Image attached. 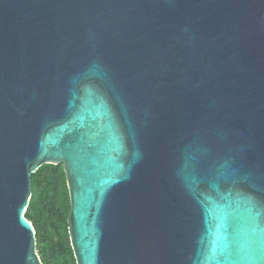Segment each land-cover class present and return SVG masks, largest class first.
I'll list each match as a JSON object with an SVG mask.
<instances>
[{
	"label": "water",
	"instance_id": "1",
	"mask_svg": "<svg viewBox=\"0 0 264 264\" xmlns=\"http://www.w3.org/2000/svg\"><path fill=\"white\" fill-rule=\"evenodd\" d=\"M45 164L77 264H264V0H0V264Z\"/></svg>",
	"mask_w": 264,
	"mask_h": 264
},
{
	"label": "trees",
	"instance_id": "2",
	"mask_svg": "<svg viewBox=\"0 0 264 264\" xmlns=\"http://www.w3.org/2000/svg\"><path fill=\"white\" fill-rule=\"evenodd\" d=\"M31 178L33 196L25 218L35 228L42 262L77 264L68 232L71 206L63 166L45 164Z\"/></svg>",
	"mask_w": 264,
	"mask_h": 264
},
{
	"label": "rangeland",
	"instance_id": "3",
	"mask_svg": "<svg viewBox=\"0 0 264 264\" xmlns=\"http://www.w3.org/2000/svg\"><path fill=\"white\" fill-rule=\"evenodd\" d=\"M62 165V164H61ZM63 166V165H62ZM67 188H68V186H67ZM70 214V213H69ZM69 214H68V216H69ZM31 222V221H30ZM67 223H68V217H67Z\"/></svg>",
	"mask_w": 264,
	"mask_h": 264
},
{
	"label": "built area",
	"instance_id": "4",
	"mask_svg": "<svg viewBox=\"0 0 264 264\" xmlns=\"http://www.w3.org/2000/svg\"><path fill=\"white\" fill-rule=\"evenodd\" d=\"M28 222H30L29 220H28ZM31 223V222H30Z\"/></svg>",
	"mask_w": 264,
	"mask_h": 264
}]
</instances>
